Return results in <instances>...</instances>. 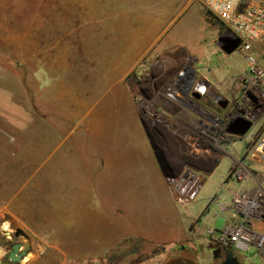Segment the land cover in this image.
Returning <instances> with one entry per match:
<instances>
[{"label": "crops", "instance_id": "0c3cea01", "mask_svg": "<svg viewBox=\"0 0 264 264\" xmlns=\"http://www.w3.org/2000/svg\"><path fill=\"white\" fill-rule=\"evenodd\" d=\"M40 1L31 14L37 23H25L22 31L94 35L84 40L70 39L68 57H59L52 66L39 62L33 73L27 56L14 61L0 52V226L29 227L33 219H68L69 232L75 226L79 234L80 225L85 229L95 221L101 225L100 239L108 241L105 248L133 242L134 258L125 259L129 264H215V260H223V250L204 238L200 229L208 219H196L195 213L186 218L180 211L188 212L194 203V199L180 200L185 197L184 191L194 189L196 196L209 183L222 188L235 179L232 171L239 160L264 181V165L247 156L255 133L264 127V100L250 106L242 98L238 81L248 67L239 70L231 54L218 45L221 24L212 22L199 0ZM194 3L204 9L203 16L216 27L212 41L201 47L179 41L177 30L172 31L178 18ZM47 4L53 5L52 12ZM9 15L18 14L8 10L7 0H0V16ZM50 15L56 19L51 28L45 27ZM4 25L0 24V31L13 30ZM130 32L135 33L133 43L124 47L120 41ZM141 40L152 50L147 68L166 78V143L178 146L177 124L188 131L181 135L187 143L185 148L169 159L172 167L183 160L193 166L192 178L178 186L171 180L181 176L163 175L153 154L143 147L146 141L135 135L133 93L126 81L147 58L137 44ZM6 45L7 40L0 42V47ZM254 52L262 66L264 49ZM39 69L51 81L47 93L44 90V100L40 91L32 88L34 79L41 77ZM5 71L22 74L15 90L11 75L12 83L5 87ZM59 73H68L69 79H58ZM105 76L114 80L110 89L116 88L115 103L92 107L89 94ZM184 77L189 79L182 83ZM83 80H88L85 89L77 86ZM110 112L122 134L92 137L88 129L94 122L105 125ZM236 119L252 122L251 137L246 136L249 131L243 136L229 131ZM241 143L245 146L240 147ZM113 171L115 174L110 173ZM178 189L182 195L173 194ZM161 192L170 195L165 203L178 219L172 214L162 218L155 214L153 200ZM212 200L209 206L215 203L219 208L212 220L225 227L232 220V204ZM110 205H121L120 218L112 216ZM81 237L92 240L91 236Z\"/></svg>", "mask_w": 264, "mask_h": 264}, {"label": "rangeland", "instance_id": "374dc122", "mask_svg": "<svg viewBox=\"0 0 264 264\" xmlns=\"http://www.w3.org/2000/svg\"><path fill=\"white\" fill-rule=\"evenodd\" d=\"M10 0H7V8L11 10L13 13H17L18 15H9V16H0V24H6L7 28H12V31L3 32L0 31V42L7 40L6 47H0V52L3 53L4 56H12L14 61H19L21 57H28L29 59V70L30 72H34L39 62H43L45 66H52V63L56 61L59 57H68L71 49L68 47V43L70 39L74 40H84L87 38H91L94 33H85V32H59V31H22L21 28L25 23H37L36 17H32V13L36 12L38 9V4L40 0H12V6L9 3ZM48 11L52 12L53 5L47 4L45 6ZM22 8V9H21ZM24 13V14H21ZM212 22L219 24V21L212 16L209 12H207ZM204 9L200 8L198 3H194L189 8L184 11V13L178 18L177 23L172 27V31L178 32V40L188 43H193L195 45L201 44L208 45L212 39L213 34L215 32L216 27H213L210 23L207 22L206 18L203 16ZM35 18V20H34ZM38 19V18H37ZM49 23L45 27H52V24L55 23L56 19L54 16L50 15L49 19H46ZM223 30V29H222ZM223 34V33H222ZM135 33L130 32L129 36L122 38L120 42H123L124 47H130V44L133 43ZM136 39V37H135ZM137 44L140 45L142 51L145 52L147 58L139 64L136 73L141 72L147 66V62L149 61V56L152 53V50L146 48V41H138ZM262 47L255 46L254 49ZM253 49V52H254ZM77 51L80 48L76 49ZM82 51L84 50L81 49ZM115 52L111 54L114 57ZM85 54V53H84ZM255 54V52H254ZM256 55V54H255ZM87 56V55H86ZM231 60L236 64L239 70L242 72L247 69L248 64L246 60V54L240 50L239 48L235 50L231 55ZM261 63L264 67V54H261ZM112 66V65H110ZM116 66V65H114ZM40 70V69H39ZM117 71V70H115ZM41 73V77H37L34 79V83L32 88L35 90H39L41 95L40 97L44 100V93L48 91L51 86V81H49V77L45 74L42 69L39 71ZM116 73V72H115ZM5 75H7L6 86L10 87L12 81L9 80V75H11V79L14 81V90L16 88L15 84H18L21 73L20 71L15 72L14 75L11 73L8 74L5 71ZM64 77V79H69V75L67 74H58V79ZM84 77V75H83ZM96 81V79H93ZM112 78L110 76L104 77L101 84L100 81L97 83V88L94 89L93 94H89L88 102L92 103V107H108L107 105H114L116 98V88L111 90V85L114 84ZM91 83V82H90ZM88 85V80H83L79 85L80 88L85 89ZM0 86L2 83L0 82ZM47 89V90H46ZM102 91V99H100L99 94ZM110 89V90H108ZM44 90H46L44 92ZM81 90V89H80ZM43 91V92H42ZM262 100L259 102L262 103ZM110 107V106H109ZM114 113L110 112V120L104 125L100 122H94L92 127L88 129V132L92 137H103L107 135V137H117L121 135V127L117 125L116 119L111 117ZM96 113L93 114V117ZM91 119V115L88 117V123ZM251 131L247 133V137H251ZM127 134V133H126ZM250 134V135H249ZM104 146V145H103ZM112 146L111 144L109 145ZM244 144H240V147H244ZM111 168V166H110ZM112 171V169H110ZM115 174V172H110ZM192 175L181 176V178L172 179L173 185L180 183L181 181L187 180V178H192ZM115 179V175H112ZM214 182H216L213 179ZM170 182V179H169ZM240 184L236 179H230L228 184H223L222 188L216 187L215 185L206 184L203 189H200L199 193L196 194L194 198L193 205L189 208L188 212L184 211V209H180L181 213L184 214V217H194L197 214L196 219H208L205 220L200 226L202 229L203 237L206 239H210L207 228L213 227L218 231H221L223 227L220 224L215 225L212 219H215V216L219 214V208L217 205L212 204L209 206L210 201L222 203H230L233 195V190L239 188ZM233 191V192H232ZM174 195H179L177 191L173 192ZM169 194L165 192L159 193L155 200H153L154 204L157 206L156 215L159 218H162L164 215H171L174 219H178L177 215L171 212V207L165 203L169 198ZM164 200V202L162 201ZM113 202V199H110V203ZM115 203V201H114ZM152 203V204H153ZM113 204V203H112ZM209 206V210L206 209ZM111 208L109 210L113 217L121 216L120 209L121 205L114 206L110 205ZM106 208V207H105ZM218 208V209H217ZM107 209V208H106ZM108 211V209H107ZM114 211V212H113ZM206 211V212H205ZM205 212V213H204ZM32 225L29 227L26 226H15V225H2L0 226V237L5 236V241L7 244H11L12 246L15 243H21L23 251L26 252V256L23 260L28 258L26 264H129L130 260L126 257H130V259L134 258V253L132 252L135 245L133 242H124L121 245L118 244L114 247L105 248L108 243L107 240H101V225L92 222L90 225H86V228L83 229V225H80V233L77 234L74 230L69 232V223L68 219H33ZM91 227V228H90ZM86 232V233H85ZM84 233V234H83ZM91 236L92 240H83L81 236ZM11 236L12 239L8 238ZM211 240V239H210ZM105 246V247H104ZM215 247L224 250L219 245L215 244ZM136 248V247H135ZM88 252V254H84ZM224 252V251H223ZM235 256L239 259V261L243 264H247L248 258L251 257V252H240L237 250H233ZM10 253V252H9ZM224 256V253L222 257ZM8 257V256H7ZM223 260L217 259L215 260V264H221ZM23 262V261H22ZM22 262L20 264H22ZM5 264H16L8 258L5 260ZM252 264H261L259 263V259L255 257L253 259Z\"/></svg>", "mask_w": 264, "mask_h": 264}, {"label": "built area", "instance_id": "2783aa9c", "mask_svg": "<svg viewBox=\"0 0 264 264\" xmlns=\"http://www.w3.org/2000/svg\"><path fill=\"white\" fill-rule=\"evenodd\" d=\"M199 1L219 21L226 37L241 41L239 49L246 54L248 69L239 79L238 85L243 90L242 98L247 104H259L264 98V67L260 65L253 49L255 46L264 49V0ZM247 156L264 165V127L255 133L247 149ZM232 175L242 185L232 196V220L221 231L208 227L207 233L213 243L225 250L251 252L248 258L250 264L255 257L259 263L264 264V181L241 160ZM248 182L253 184L248 186ZM177 192L182 195L180 190ZM194 192V189L184 191L185 197L180 200L194 199ZM8 238L12 239L11 236ZM5 239V236L0 237V264H5L12 250L11 244H7Z\"/></svg>", "mask_w": 264, "mask_h": 264}, {"label": "flooded vegetation", "instance_id": "af4514ba", "mask_svg": "<svg viewBox=\"0 0 264 264\" xmlns=\"http://www.w3.org/2000/svg\"><path fill=\"white\" fill-rule=\"evenodd\" d=\"M165 75L156 76L146 68L128 77L127 84L132 87V100L135 107V135L146 142L143 147L153 154L159 171L167 177L188 176L193 174V166L186 160L181 165L172 167L170 158L176 157L182 147L185 148V140L181 135L186 134L187 129H181L177 124L178 146L166 143L165 124L168 122L165 111L166 82ZM189 77L181 78L184 83ZM222 264V263H221Z\"/></svg>", "mask_w": 264, "mask_h": 264}, {"label": "water", "instance_id": "95a60500", "mask_svg": "<svg viewBox=\"0 0 264 264\" xmlns=\"http://www.w3.org/2000/svg\"><path fill=\"white\" fill-rule=\"evenodd\" d=\"M218 45L226 54H232L235 50L239 48V46L241 45V41L238 39H230L226 37L225 34H222L218 39ZM251 126L252 122L248 119H236L234 124L229 127V131L243 136L250 130ZM223 251L224 256L222 264H243L235 256L233 251L225 249ZM25 256L26 252L23 251L22 244L15 243L12 246L11 252L9 253L8 260L16 264H20Z\"/></svg>", "mask_w": 264, "mask_h": 264}, {"label": "bare ground", "instance_id": "6f19581e", "mask_svg": "<svg viewBox=\"0 0 264 264\" xmlns=\"http://www.w3.org/2000/svg\"><path fill=\"white\" fill-rule=\"evenodd\" d=\"M27 261H29L28 258H26L25 260H23L22 264H26Z\"/></svg>", "mask_w": 264, "mask_h": 264}]
</instances>
